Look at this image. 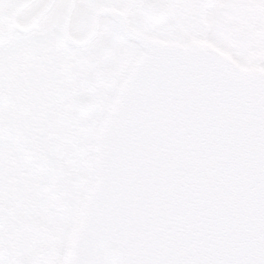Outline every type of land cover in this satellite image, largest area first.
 Returning <instances> with one entry per match:
<instances>
[{
    "label": "water",
    "instance_id": "95a60500",
    "mask_svg": "<svg viewBox=\"0 0 264 264\" xmlns=\"http://www.w3.org/2000/svg\"><path fill=\"white\" fill-rule=\"evenodd\" d=\"M33 1L12 12L16 30L55 0L21 29L14 15ZM75 1L62 25L69 46L87 44L107 15L141 53L97 128L68 264H264V69L239 68L207 43L148 38L114 9L99 8L87 37L73 40ZM164 13L145 3L154 23Z\"/></svg>",
    "mask_w": 264,
    "mask_h": 264
},
{
    "label": "rangeland",
    "instance_id": "374dc122",
    "mask_svg": "<svg viewBox=\"0 0 264 264\" xmlns=\"http://www.w3.org/2000/svg\"><path fill=\"white\" fill-rule=\"evenodd\" d=\"M24 1L26 0H0V30L9 26L11 12ZM169 2L171 5L177 4L175 0ZM48 3L49 0H34L15 16L14 23L20 26L30 24ZM62 3L63 0H56L27 35L9 32L6 41L0 45V92L23 79V74L16 64L12 67L5 63V59L18 48L32 44L36 51L42 46L50 51L57 50L61 53L59 64L62 58L74 59L76 53L65 46L61 36L64 18ZM90 3L88 1V6ZM93 3L107 4V0H95ZM183 3L180 7L187 5L184 12L180 13V22L184 25L180 24L176 27L177 31H172L174 24L171 18L170 23L166 22L163 25L164 33L159 32L163 33V37L176 43H207L227 55H232L241 67L264 69V0H215L212 6H209V11L203 13V26L195 24L197 27L195 34H192V27L188 22H191L189 15L192 9L195 15L196 6L193 2L192 6ZM83 5V0L78 2L80 8H83ZM77 10L78 8L75 11ZM80 14L86 16L87 12L84 10ZM195 19L196 15L193 16L192 23H196ZM103 29L104 27H100V30ZM145 30L156 33V30L148 27ZM79 32L74 33L73 38L82 35ZM41 61L44 78L51 80L54 67H48L43 59ZM12 68L13 76L9 79L8 73ZM35 81L42 89L47 87V85L42 87L46 83L45 79L35 77ZM118 82L119 80L110 90L99 87L96 89L92 78L84 77L82 83H78L81 87V100L92 101L93 110L99 111V119L114 96ZM91 86L93 90L90 91ZM103 90L105 92H102ZM35 100L36 108L44 106L42 98L36 97ZM89 119L77 117L64 120L67 126L73 124L76 132L84 129L82 135L86 137L82 140L86 142V147L78 156H73L71 146L54 150L46 147L44 141L51 145L47 137H37L33 141V136L20 137L4 128L0 129V159H8L12 163L5 161L6 166L15 169L13 173L15 180L6 187L10 189L11 198L14 196L21 200L17 203L20 204L18 219L32 231L37 242L50 247L56 264L63 262L61 259L66 251L64 244L70 240L71 230L78 219L82 197L89 180L92 179L90 174L94 156V128L96 129L98 121L94 122L92 128ZM0 124L4 125L3 122ZM41 148L44 149L41 151Z\"/></svg>",
    "mask_w": 264,
    "mask_h": 264
},
{
    "label": "flooded vegetation",
    "instance_id": "af4514ba",
    "mask_svg": "<svg viewBox=\"0 0 264 264\" xmlns=\"http://www.w3.org/2000/svg\"><path fill=\"white\" fill-rule=\"evenodd\" d=\"M81 1L82 0L76 1L75 8L71 13L69 25V32L71 36L79 31L82 33V35L74 38L76 40H82L86 37L90 29L94 12L99 7H104L114 8L118 11H123L125 8V17L131 29L139 31L140 33L151 38L171 41L167 37L162 36L164 33L163 25L166 22L170 23L171 18L172 24H174L172 31H177L176 27H178L180 24L184 25L180 22V13L184 12V8L187 7V5L180 7L181 3L184 2L183 4L192 6L193 2L196 6V17L199 14H201V17H203V13L209 11V6H212V3L215 0L211 3H206L205 0H175L177 3L175 5H171L169 2L170 0H152L157 5L166 8L163 19L159 24H153L143 17L141 10L146 0H107V4L96 5L93 3L95 0H83V8H80L78 6V2ZM88 1L89 3L92 2L89 4V6ZM67 5V0H63L61 8L64 14ZM77 8L78 10L75 11ZM86 9H88V11H86ZM84 10L85 13L87 12V15L81 16L80 13ZM18 14H16V16ZM195 15L194 9H192V12L189 15V20L191 22H188V24H190L192 27V34H195L197 29L195 25L196 23H192L193 16ZM16 25L21 28H25L29 24L26 26H20L16 23ZM141 25H143V27ZM100 27H104V29L100 30ZM146 27L156 30V33L148 32L145 30ZM11 28H9L11 32L15 31L19 33L15 29ZM160 31H163V33H159ZM80 32L79 34H81ZM19 34L27 35L28 33ZM65 46L68 47L66 44ZM68 48L73 50L76 55L74 56L73 60L64 58L63 62L65 61L70 65L80 67L83 74V78L81 79L80 83H82L84 77H86V79L92 78L95 82L96 89L98 87L100 89H109L108 84L115 82L127 71L140 51L139 46L136 43L125 40L118 29L116 21L108 16H102L99 18L96 36L89 43L81 48ZM34 50L35 46L32 44H29L25 48H18L13 52V54L5 59V63L12 67L14 64H16L19 71L21 72L23 67L32 61L33 57L31 55L33 54ZM79 84H77L76 89L80 91L81 87ZM18 87V84L13 83L9 86V88L6 87L4 89L7 92V103L0 106V118H11L24 124V131L19 130L18 128H13L14 135L20 137L33 136L32 140L34 141L37 137L50 138V127L53 121L62 122L66 118L77 119V117L90 118V125L93 128L94 122L99 120V111L95 112L93 110L92 101L90 99H87L89 103V111L85 117L79 116L77 114V103L63 104L59 107L58 113L53 114L50 110L51 107L48 104L43 103L44 106H42V108H36V102L34 101L22 102L19 99L18 93L16 92V88ZM89 90H93V86H91ZM37 123L39 126L35 127V124ZM4 126L1 125L0 129H5ZM67 128L73 130L75 129L73 124H69ZM82 131H84V129H82ZM84 137L86 136L84 135ZM84 146L85 144L83 147ZM43 149L44 148H41V151ZM81 150V148H76L74 152L79 153ZM5 161L12 163L6 158L0 159V187L2 188L0 189V198L4 194L8 199L7 210H3V206L0 203V264H56L52 257L50 247L46 244L37 242L35 237L32 235V231L24 226L21 220L18 219L20 210L18 209L17 205H14L11 202V200H14L10 197V189L6 187V185H11L14 182L15 179L13 173L15 169L13 167H7ZM61 260L63 262L57 264H67V252L64 253V256Z\"/></svg>",
    "mask_w": 264,
    "mask_h": 264
},
{
    "label": "trees",
    "instance_id": "16d2710c",
    "mask_svg": "<svg viewBox=\"0 0 264 264\" xmlns=\"http://www.w3.org/2000/svg\"><path fill=\"white\" fill-rule=\"evenodd\" d=\"M8 31L5 27L0 30V45L3 44L8 38ZM59 55L61 53L57 50L50 51L47 47L42 46L34 50L31 55L32 61L29 64H26L22 69L23 79L18 80L14 84H18L19 87L16 88V92L19 95V99L22 102L25 101H34L35 98H42L43 103L50 105L51 112L58 113L59 107L63 104H74L80 97V91L77 90V84L83 78L82 71L80 67L73 66L67 62L58 63ZM45 60L46 65L51 68L52 75L50 76L51 80H46L45 74L42 71V61ZM13 70L8 73V78L12 79ZM35 77L45 79V85L47 87L42 89L38 82L35 81ZM28 84V85H27ZM70 100V101H67ZM74 101V102H72ZM0 122H3L6 127L13 131V128L23 129L24 124L15 121L11 118H0ZM52 148L62 149L65 146L72 147L76 149L79 141L77 134L68 133L67 124L64 121H53L50 127V138ZM83 145L85 143L81 142ZM1 189V187H0ZM1 194V191H0ZM0 203L3 206L4 210H7V199L5 195L0 198Z\"/></svg>",
    "mask_w": 264,
    "mask_h": 264
},
{
    "label": "bare ground",
    "instance_id": "6f19581e",
    "mask_svg": "<svg viewBox=\"0 0 264 264\" xmlns=\"http://www.w3.org/2000/svg\"><path fill=\"white\" fill-rule=\"evenodd\" d=\"M99 125H100V123H97V124H96V126H99Z\"/></svg>",
    "mask_w": 264,
    "mask_h": 264
}]
</instances>
